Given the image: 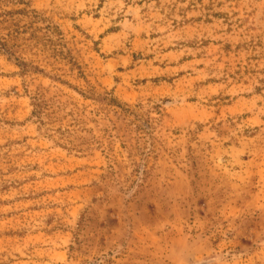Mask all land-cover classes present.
<instances>
[{"label": "rangeland", "instance_id": "1", "mask_svg": "<svg viewBox=\"0 0 264 264\" xmlns=\"http://www.w3.org/2000/svg\"><path fill=\"white\" fill-rule=\"evenodd\" d=\"M0 264H264V0H0Z\"/></svg>", "mask_w": 264, "mask_h": 264}]
</instances>
